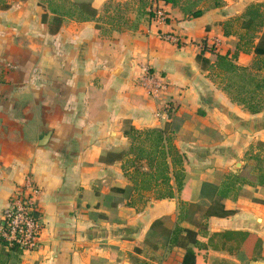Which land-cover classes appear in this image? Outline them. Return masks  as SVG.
<instances>
[{"label": "crops", "instance_id": "crops-1", "mask_svg": "<svg viewBox=\"0 0 264 264\" xmlns=\"http://www.w3.org/2000/svg\"><path fill=\"white\" fill-rule=\"evenodd\" d=\"M251 4L264 12V0H0V218L28 173L39 187L42 220L38 249L4 248L0 264H158L159 245L147 242L151 223L170 218L194 228L176 220L178 194L152 199L148 192L145 203L131 195L121 160L129 128L172 126L173 142L188 160V202L207 206L203 184L224 188V175L243 166L245 156L264 165V108L251 113L233 99L235 90L225 88L228 77L215 76L209 52L202 56L208 64L196 58L203 40L217 42L220 54L233 53L238 38L223 26ZM154 5L167 10L165 23L150 19ZM196 10L201 14L194 17ZM54 18L60 24L51 33ZM161 32L182 42L162 39ZM254 58L240 52L234 63L251 71ZM145 70L166 83L157 98L141 84ZM164 102L173 106L168 121L157 115ZM228 189L224 209L232 213L210 216L209 235L248 231L261 246L247 256L244 244L231 253L215 238L205 264H264V185ZM172 249L179 264L183 250Z\"/></svg>", "mask_w": 264, "mask_h": 264}, {"label": "trees", "instance_id": "trees-1", "mask_svg": "<svg viewBox=\"0 0 264 264\" xmlns=\"http://www.w3.org/2000/svg\"><path fill=\"white\" fill-rule=\"evenodd\" d=\"M163 1L168 3L173 0ZM2 6L7 7L5 4ZM260 6V4H251L243 15L230 19L224 24L223 33L225 35L233 34L238 38L233 53L220 54L213 45L207 46L206 40H203V48L196 56L197 60L208 64L210 57L205 59L202 56L206 51L210 53L211 66L215 76L219 79H222L223 75L225 78L228 77L225 88H233L235 90L232 94L233 99L244 104L251 113H256L264 108V98L261 93L264 88V79H257L256 76L257 72L264 69V12L260 10ZM200 14L201 11L196 10L192 16L197 17ZM52 22L54 27L50 29V32L55 33L60 20L54 18ZM240 52L255 54L251 71L247 67L234 63ZM173 132L170 124L164 128L143 130L129 128L125 132L131 143L122 154V167L133 184L131 195L136 194L135 201L143 200L145 203L149 200V197L146 196L148 192H152L150 193L152 199L173 198L175 194H178L180 198L178 204L183 206L185 214L182 215L180 211L177 220H185L194 227H183L170 218L156 219L149 227V234L157 233L163 239L162 244L169 248H181L183 254L179 264H205L207 248L210 244H214L213 239L215 238L217 241L215 246L227 249L231 253L244 244L246 255L252 256L253 250L259 249L261 246V240L257 236L240 230H224L209 235L207 219L210 216L223 217L232 213V211L224 209V201L229 191L228 188L235 183L259 182L264 185V165L261 168L258 167L260 173L254 172L252 170L254 167L251 165V172L246 175L242 173L245 166H241L221 189L216 183H204L201 193L210 200L207 206L185 201L184 199L188 198L190 192V188L183 182L185 171L188 169V160L185 153L175 146ZM129 168H132V171H129ZM224 176L229 177L230 175ZM122 191L125 192L124 189ZM236 194L246 195L248 193L239 190L236 191ZM129 204L134 205L135 203L130 201ZM192 206L195 207V211H200L202 219L191 215ZM203 219L206 221H202ZM5 244V241L0 237V251L3 252ZM233 244L235 245L233 246ZM152 246L156 247V245ZM8 250L15 251L16 248L10 247ZM142 264L154 263L143 261Z\"/></svg>", "mask_w": 264, "mask_h": 264}, {"label": "built area", "instance_id": "built-area-1", "mask_svg": "<svg viewBox=\"0 0 264 264\" xmlns=\"http://www.w3.org/2000/svg\"><path fill=\"white\" fill-rule=\"evenodd\" d=\"M150 19L155 24H163L168 19V12L163 6L154 5L149 9ZM159 37L174 44L182 42L179 35L172 32H161ZM214 48L217 42L212 44ZM203 47V44H202ZM141 84L149 96L157 98L166 88V83L160 75L145 70ZM173 112V106L164 102L158 117L168 121ZM39 187L30 174L24 176L23 182L11 193L7 205L3 208L0 218V237L5 241V248L15 247L17 251L31 252L39 247L42 230L41 213L37 208Z\"/></svg>", "mask_w": 264, "mask_h": 264}, {"label": "rangeland", "instance_id": "rangeland-1", "mask_svg": "<svg viewBox=\"0 0 264 264\" xmlns=\"http://www.w3.org/2000/svg\"><path fill=\"white\" fill-rule=\"evenodd\" d=\"M262 78L264 79V74L263 73H260V74L257 75V79H262ZM236 79L238 80V77H236ZM247 87H250V86H247ZM251 87H252V84H251ZM261 93H262L263 98H264V88L261 90ZM254 151H255V147L251 149V154ZM252 156H249V157L245 156L242 159L243 161L246 160L245 163L243 164V166H245V169L242 172L245 175L251 172V165H255L254 168L252 169L254 172H258L259 171V169H258L259 165H262V163H261L262 160L259 162L258 158L257 159H253ZM241 166H242L241 164H238L235 167L232 166L230 174H229L230 176L229 177H224L225 180H223V181H229V179H231L232 175L237 173V168L241 167ZM226 178H228V179H226ZM194 204H201L202 206H204V204H202V203H194ZM185 208H186V206H185ZM191 209H192V212L191 211L190 212H191V215L193 217H198L199 219H202L200 211H195V207H193V206L191 207ZM180 211H181L182 215L185 214V212L183 211V206L179 205L178 202H177V212H178L177 217H178ZM202 221L205 222L206 220L203 219ZM147 237H148L147 238V242L149 243L150 246L151 245H156L155 242H157V244L159 245L160 253L157 256V260H156L158 264H177V259H176V256L178 255V253H177L178 251L177 250H173L172 248H168L167 245L162 244L163 243V239L160 238V236L157 233H152V234L148 233Z\"/></svg>", "mask_w": 264, "mask_h": 264}, {"label": "water", "instance_id": "water-1", "mask_svg": "<svg viewBox=\"0 0 264 264\" xmlns=\"http://www.w3.org/2000/svg\"><path fill=\"white\" fill-rule=\"evenodd\" d=\"M47 138H48V133H46V134L44 135L43 140L46 141Z\"/></svg>", "mask_w": 264, "mask_h": 264}]
</instances>
